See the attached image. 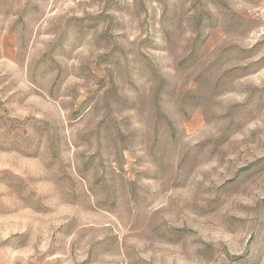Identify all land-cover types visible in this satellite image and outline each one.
<instances>
[{
    "label": "rangeland",
    "instance_id": "1",
    "mask_svg": "<svg viewBox=\"0 0 264 264\" xmlns=\"http://www.w3.org/2000/svg\"><path fill=\"white\" fill-rule=\"evenodd\" d=\"M0 264H264V0H0Z\"/></svg>",
    "mask_w": 264,
    "mask_h": 264
}]
</instances>
